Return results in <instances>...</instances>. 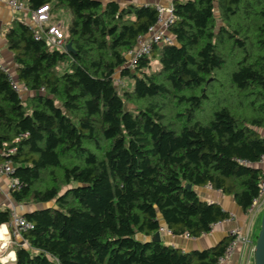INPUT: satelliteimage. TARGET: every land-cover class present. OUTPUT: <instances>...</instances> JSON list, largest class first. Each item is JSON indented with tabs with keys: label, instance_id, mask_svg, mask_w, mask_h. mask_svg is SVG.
Instances as JSON below:
<instances>
[{
	"label": "trees",
	"instance_id": "16d2710c",
	"mask_svg": "<svg viewBox=\"0 0 264 264\" xmlns=\"http://www.w3.org/2000/svg\"><path fill=\"white\" fill-rule=\"evenodd\" d=\"M43 4L51 24L55 10L69 13L68 48L35 40L18 20L5 33L29 92L0 68V161L12 163L13 201L40 206L20 214L31 224L25 244L0 264H215L229 237L187 251L151 237L165 227L195 238L229 218L194 187L243 212L257 196L264 0H172V43H152L133 69L127 51L155 24L157 4L27 0L29 10ZM11 218L0 209V224Z\"/></svg>",
	"mask_w": 264,
	"mask_h": 264
},
{
	"label": "crops",
	"instance_id": "0c3cea01",
	"mask_svg": "<svg viewBox=\"0 0 264 264\" xmlns=\"http://www.w3.org/2000/svg\"><path fill=\"white\" fill-rule=\"evenodd\" d=\"M19 1L22 2L23 8L20 11H15L10 6H8L4 0H0V66L7 69L15 79L16 66L13 62V53L7 47L5 33L13 20L27 23L28 16L31 11L28 9L27 0ZM135 2H153L157 5L166 6L170 5L172 0H135ZM49 24H51L50 19ZM262 132L264 134V131ZM193 189L202 200L219 204L224 211L229 213V218L213 224L209 232L195 238H190L185 235L160 233V240L163 243L181 249L182 251L195 249L201 250L211 247L218 243L221 239L227 237V231L233 227H242L245 229V231L248 230V227L250 226L249 218L246 215V212H243L241 208L233 201L231 196L225 195L218 190L210 188L209 186L194 187ZM38 206V204H16L9 194V178L4 176L0 177V209L7 207L11 210V213L20 215L23 212L32 210ZM254 228L255 226L253 227V231L250 236V245L245 247L241 244H236L223 264H253L252 248ZM10 234H13V228L9 224H0V260L2 261L5 259L10 260L13 257V255L9 258L4 257V254L9 248H6V251H2V249L6 247L5 245H8V243L6 244V241H8V236ZM20 240L21 238L17 237L15 239V243H18ZM1 251L3 253H1Z\"/></svg>",
	"mask_w": 264,
	"mask_h": 264
},
{
	"label": "built area",
	"instance_id": "2783aa9c",
	"mask_svg": "<svg viewBox=\"0 0 264 264\" xmlns=\"http://www.w3.org/2000/svg\"><path fill=\"white\" fill-rule=\"evenodd\" d=\"M4 1L15 11H20L23 8V4L19 0ZM156 10L158 14L155 24L148 28L146 35L138 37L135 46L127 51V62L125 64V67L133 69L137 58L149 53L152 43H172L173 40L168 34V28L174 20L172 6L171 4L166 6L157 5ZM49 19V5L43 4L30 11L28 22L26 24L31 28L32 36L35 40H43L47 45L64 48L65 37L63 32L58 27V25L49 24ZM0 68L7 75L10 86L14 91L19 93L20 95H25L29 92L28 88L23 84H19L7 69L2 68L1 66ZM9 151L12 152V149H10ZM257 164L262 168V173L258 183L257 196L253 198L251 205L246 211L250 226L248 227L247 231H245V229H243L242 227H233L227 231L229 243L224 251V254L218 258L215 264H223L236 244H241L247 247L251 243V223L254 218H257V216H259L261 208L264 204V154L261 155ZM12 171V163L9 160L0 161V177L4 176L9 178V188L14 187L17 183L16 179L11 176ZM9 225L13 228L12 235H16L19 238H21V231L31 227V224L27 222L23 216L15 213H12V218ZM158 232L171 234L170 230L165 227H160ZM22 244L24 245L25 242H22Z\"/></svg>",
	"mask_w": 264,
	"mask_h": 264
},
{
	"label": "rangeland",
	"instance_id": "374dc122",
	"mask_svg": "<svg viewBox=\"0 0 264 264\" xmlns=\"http://www.w3.org/2000/svg\"><path fill=\"white\" fill-rule=\"evenodd\" d=\"M52 18H54V20L56 19V24L58 25V27L62 30L63 28H65L66 27V25H67V23L69 22V20H70V15H69V13L67 12V11H65V10H62V9H57V10H55L54 12H52ZM155 64H156V62L154 63V65L152 66V67H155ZM115 79H117L116 80V85H120V84H122L121 82H120V80L118 79V75L117 74H115ZM123 80H124V82L126 81L129 85H132V80H129V79H127V78H125V77H123L122 78ZM49 204V203H48ZM40 206V205H39ZM38 206V207H39ZM255 219V218H254ZM254 221V220H253ZM253 221H252V223H251V228H252V224H253ZM256 221L257 222H255L256 223V225L254 224V226H255V228H254V234H253V240L255 239V237H256V234L258 233V229H259V222H260V214H259V216H257V218H256ZM253 231V230H252ZM252 231H251V233H252ZM18 236H16V235H9L8 236V241H6V244L8 243V245H5L6 247L4 248V249H2V251H6V248L8 249L7 251H6V253L4 254L5 256L4 257H6V258H9V257H11L12 255H13V249L11 248V245L15 242V239L17 238ZM18 243H22V241L20 240ZM254 244V243H253ZM1 251V253H3ZM6 261L8 260V259H5ZM5 260H3V261H5ZM2 261V260H1Z\"/></svg>",
	"mask_w": 264,
	"mask_h": 264
},
{
	"label": "water",
	"instance_id": "95a60500",
	"mask_svg": "<svg viewBox=\"0 0 264 264\" xmlns=\"http://www.w3.org/2000/svg\"><path fill=\"white\" fill-rule=\"evenodd\" d=\"M69 44H65V48H68ZM186 189H192L191 184H185ZM256 222V218L253 221L251 231L253 230L254 224ZM152 241H159L160 240V233L156 231L152 237ZM253 264H264V204L260 211V222H259V229L258 233L256 234L253 248Z\"/></svg>",
	"mask_w": 264,
	"mask_h": 264
}]
</instances>
